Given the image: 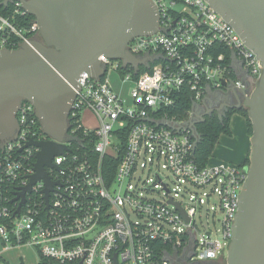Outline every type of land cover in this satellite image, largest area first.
Masks as SVG:
<instances>
[{
	"label": "built area",
	"instance_id": "obj_1",
	"mask_svg": "<svg viewBox=\"0 0 264 264\" xmlns=\"http://www.w3.org/2000/svg\"><path fill=\"white\" fill-rule=\"evenodd\" d=\"M150 1L161 29L133 37L127 48L154 59L136 73L131 64L122 67L121 60L101 55L104 76L81 73L64 141L69 149L54 156L55 166H46L53 188L46 197V182H36L16 213L21 198L11 200L30 182L40 149L27 144L48 138L34 105L22 102L18 135L0 140L4 249L29 246L39 260L59 264H174L175 257L186 255L215 260L230 247L248 165L198 163L193 130L186 123L192 108L187 118L170 111L185 97L202 104L209 89L229 86L244 101L264 66L208 1ZM7 7L6 14L0 11V49L40 38L37 20L21 2ZM109 70L130 83L129 98L113 88ZM87 110L96 115L95 126L83 123ZM166 120L175 128L159 123ZM146 170L145 177L137 175ZM212 213L221 227L201 229L198 216Z\"/></svg>",
	"mask_w": 264,
	"mask_h": 264
},
{
	"label": "water",
	"instance_id": "obj_2",
	"mask_svg": "<svg viewBox=\"0 0 264 264\" xmlns=\"http://www.w3.org/2000/svg\"><path fill=\"white\" fill-rule=\"evenodd\" d=\"M15 1L21 2L35 17L40 38L19 48L0 49V140L4 143L18 135L17 113L24 100L34 105L48 136L44 140H29L27 144L40 149L30 182L21 186L11 200L21 198L16 210L19 213L26 202V193L36 182L42 179L46 182V197L53 188L46 166H55L54 156L69 149L64 141L69 139V114L81 73L104 76L107 67L101 55L121 60L122 67L131 64L139 72L140 65L147 66L154 57L132 54L127 48L128 42L161 28L157 7L150 0H2V5L7 7ZM206 1L235 27L264 66V0ZM212 93L209 89L208 94ZM209 98L202 104L194 102L191 117L186 121L193 130L195 151L202 139L198 124L216 110L198 111ZM242 107L248 110L253 128L250 164L226 262L264 264V68L243 105L228 106ZM159 123L175 128V123L168 120Z\"/></svg>",
	"mask_w": 264,
	"mask_h": 264
},
{
	"label": "rangeland",
	"instance_id": "obj_3",
	"mask_svg": "<svg viewBox=\"0 0 264 264\" xmlns=\"http://www.w3.org/2000/svg\"><path fill=\"white\" fill-rule=\"evenodd\" d=\"M108 76L110 78V82H111L113 88L117 92L122 94L125 98H129L130 83H122L120 72H118L116 70H109ZM232 118H233V116H232ZM82 120L86 126H95L97 124L96 115L93 112H91L90 110L84 111V113L82 115ZM232 124H234V126L242 125L239 122V119H236V120L232 119ZM243 128H244V126H243ZM227 136H228V134H222L220 142L217 144L216 148L214 149L215 152H214V156L212 157V160L214 161V159H215V161H216V162H214V164H217L219 162H227V160H225L223 157V155L227 154V151H221V148H222V150H225L226 148L228 149V147H229V144L222 142L223 138H225ZM221 160H223V161H221ZM210 163H213V162L210 161ZM233 164L238 165L240 163L234 162ZM154 171H155V169H153L151 171L150 176H153ZM137 175H142L143 177H145L147 175V170L145 171L144 174L142 173V171H139L137 173ZM213 200L215 201L216 198H214ZM197 220H198L199 227L201 229L212 228L213 231H216L217 228L221 227V222L218 220V216H214L213 213L209 218H207L206 215L202 216V218H200L198 216ZM0 249H3V245L1 243V241H0ZM228 250H229V247H226L223 255H220L215 260H219L221 258L226 259L227 254H228ZM5 261H9L12 264H18L21 261H23L25 264H38L39 256L34 251V249L29 247V246L12 247L10 249L4 250L2 256L0 257V264H5ZM223 264H227V262L225 261V262H223Z\"/></svg>",
	"mask_w": 264,
	"mask_h": 264
},
{
	"label": "trees",
	"instance_id": "obj_4",
	"mask_svg": "<svg viewBox=\"0 0 264 264\" xmlns=\"http://www.w3.org/2000/svg\"><path fill=\"white\" fill-rule=\"evenodd\" d=\"M10 7H6L4 5H0V11L2 13H7ZM35 18L33 15H30V19ZM146 68L142 69V72L146 71ZM138 74L135 75V77ZM182 106L180 108H174L170 111L171 115L178 116L179 118H187L190 114V110L192 108L193 100L192 98L185 97L183 100ZM239 112L243 116H245L247 120L248 125V131L249 134L252 135L253 128H252V122L249 118L248 110L244 107L237 109H232L226 116H223L222 118L219 117L217 114H213L210 116H207L205 121L198 124V130L202 136V139L200 143L198 144L196 148L195 158L196 161L202 165L207 164V162L211 159L213 156V152L217 144L219 143L220 136L222 134H228L231 135V127H230V121L231 116L233 113ZM250 153L242 163L243 165H249L250 164ZM11 192V190H10ZM5 264H12L9 261H5ZM18 264H25L23 261H21ZM38 264H59L53 260L50 259H40Z\"/></svg>",
	"mask_w": 264,
	"mask_h": 264
},
{
	"label": "crops",
	"instance_id": "obj_5",
	"mask_svg": "<svg viewBox=\"0 0 264 264\" xmlns=\"http://www.w3.org/2000/svg\"><path fill=\"white\" fill-rule=\"evenodd\" d=\"M233 114H232L233 118L231 116V121H230V127H231L232 133L231 135H228L229 137L227 136L223 138V141H222L226 144H229V147L228 149L226 148L225 150H222L221 148V151H227V154L223 155L224 159L227 160V162H230V163L237 162V163L242 164L244 160L246 159V157L248 156V154L250 153L251 134H249L247 120L245 116H243L239 112H235V114L234 115ZM232 119L234 120L239 119V122L242 125L234 126V124H232ZM220 139H221V136H220ZM220 139H219V142H220ZM214 152H213V156H214ZM212 157L210 161L213 163L216 162L215 159L214 161L212 160ZM0 241L2 243L1 239ZM4 250L6 249L4 248L0 249V257L2 256Z\"/></svg>",
	"mask_w": 264,
	"mask_h": 264
},
{
	"label": "flooded vegetation",
	"instance_id": "obj_6",
	"mask_svg": "<svg viewBox=\"0 0 264 264\" xmlns=\"http://www.w3.org/2000/svg\"><path fill=\"white\" fill-rule=\"evenodd\" d=\"M223 89L224 88L212 93V95L209 96L210 98L208 102L206 104H203V106L200 107L198 111L203 112L207 111L209 108H216V110H214L211 115L217 114L222 118L232 110L231 108H228V106H235L240 104L243 105V99L240 101V98H242L241 94L234 86H229L227 88V91ZM225 261L226 259L224 258H221L219 260H195L188 255L184 256L181 259L177 257L174 258V264H223V262Z\"/></svg>",
	"mask_w": 264,
	"mask_h": 264
}]
</instances>
